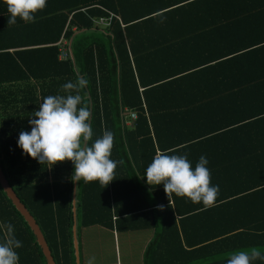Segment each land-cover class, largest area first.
Returning <instances> with one entry per match:
<instances>
[{"label":"trees","instance_id":"16d2710c","mask_svg":"<svg viewBox=\"0 0 264 264\" xmlns=\"http://www.w3.org/2000/svg\"><path fill=\"white\" fill-rule=\"evenodd\" d=\"M47 1L51 9L43 10L35 23L22 20L11 26L0 23V40L14 33H26L30 37L10 44L0 42V166L8 184L39 226L52 261L55 264H76L71 231L73 214L70 210L74 165L71 161L50 167L42 165L24 154L17 141L21 131H31L29 119L34 118L33 112L39 110L42 98L63 94L60 92L61 85L74 81L77 75L89 81L82 93L91 111L93 140L89 143L102 136L104 130L112 131L114 146L110 158L118 162L115 179L106 187L99 181L77 182L78 237L81 228L90 226L109 229L116 226L124 230L154 226L157 237L146 247L143 264H175L173 256H177V264H226L230 253L250 249L245 244L259 239L255 238V232L246 230L250 224H232L224 233L216 235L226 244L224 255L209 256L198 263H181L182 254L195 253L183 244L181 237L186 233L177 227L174 210L183 211L181 201L175 194L169 201L163 184L148 185L144 174L157 152L187 154L195 165L203 156L198 149L232 145L234 133L240 130H264V108L227 130L167 149L153 128L154 115L162 111H156L147 104V96L153 90L149 86L140 90L142 84L162 82L142 79L140 61L153 59L155 44L151 37L154 34L165 35L179 27L164 25L158 30L152 19L157 17L155 20H161L178 13L163 8L138 12L145 0ZM62 1L66 5L60 3ZM101 17L106 19L105 23L98 21ZM42 34L46 38H35ZM61 36L66 40L73 37L70 45L68 41L66 43L65 58H59L61 47L56 44ZM245 50L264 52V40ZM242 75L249 79L238 84L243 87L237 88L240 92L247 86L264 85V73L255 77L247 72ZM250 75L253 77L250 78ZM131 113L136 116L133 120L129 118ZM128 120L132 121L130 126L126 125ZM260 149L247 153L241 159L233 156L208 166L211 184L224 176L236 177L234 174L240 172L242 163H264V148ZM260 189L263 188L228 192L214 205L232 207L233 201L256 194ZM158 205H163V210L158 209ZM261 206L262 211L252 217L259 228L264 227V203ZM194 208L191 210L205 207ZM3 222L14 225L15 236L23 243L21 248L16 249L19 264H46L32 231L0 187V223ZM174 237L177 239L176 247L171 241Z\"/></svg>","mask_w":264,"mask_h":264},{"label":"crops","instance_id":"0c3cea01","mask_svg":"<svg viewBox=\"0 0 264 264\" xmlns=\"http://www.w3.org/2000/svg\"><path fill=\"white\" fill-rule=\"evenodd\" d=\"M60 3L65 4V1ZM48 8L46 5L43 10ZM154 8L178 13L161 20H155L157 17L152 19L158 30L164 25L179 27L165 35L154 34L151 37L155 44L153 59L140 61L142 79L162 82L142 84L140 90L148 86L153 90L147 96V104L156 111H162L154 115L153 128L167 149L227 130L264 108V85L247 86L241 92L237 89L242 87L238 84L249 79L242 75L243 72L253 73L254 77L264 73V52L245 50L264 40V0H145L138 12L146 13ZM42 11L36 17L43 14ZM9 15L5 0H0V23L6 24ZM43 36L35 38H46ZM5 37L0 40L2 44L30 38L26 33ZM71 40L73 37L66 40L61 36L56 44L59 48L66 47L67 41L69 45ZM129 118L133 120L131 116ZM131 122L126 121V125L130 126ZM233 137L232 145L198 149L209 161L207 167L233 156L241 159L247 153L264 148V130H240ZM240 169L234 174L236 177L224 176L212 184L219 185L215 204L231 191L263 189L233 201L232 207L214 205L211 209L191 210L192 207H203V204L179 197L183 211L174 210L177 227L186 233L184 235L182 231L183 244L195 252L182 254L181 263H198L209 256L224 255L226 244L216 235L224 233L232 224H250L246 230L255 232V238L259 239L246 243L245 247L264 251V227L259 228L257 221L252 219L262 211L261 204L264 203V187H260L264 185V163L245 162ZM79 235L81 264H143L144 251L157 237V228L124 230L97 225L81 228ZM86 240H94L93 252L87 249ZM171 241L176 247L177 239L174 237ZM259 261L264 264V261ZM259 261L254 264H259ZM172 262L178 263L177 256H173Z\"/></svg>","mask_w":264,"mask_h":264},{"label":"clouds","instance_id":"9594fccd","mask_svg":"<svg viewBox=\"0 0 264 264\" xmlns=\"http://www.w3.org/2000/svg\"><path fill=\"white\" fill-rule=\"evenodd\" d=\"M10 14L8 25H15L19 18L25 23H35L36 14L42 11L47 0H5ZM89 81L77 75L74 81L61 85L63 94L42 98L38 111L29 119L31 131H21L17 145L27 156L49 167L64 161L74 165L73 182L99 181L106 187L115 178L117 161L112 160L114 133L104 130L102 136L93 140L90 123L91 111L84 93ZM209 161L201 156L193 168L187 154L157 152L147 166L144 177L149 185L163 184L170 201L172 195L185 197L205 208L214 206L219 185L211 184ZM103 187V188H104ZM163 210V205H158ZM23 246L16 238L14 225L0 223V264H19L16 249ZM264 261V252L257 247L230 253L226 264H254ZM91 264V262H89Z\"/></svg>","mask_w":264,"mask_h":264},{"label":"water","instance_id":"95a60500","mask_svg":"<svg viewBox=\"0 0 264 264\" xmlns=\"http://www.w3.org/2000/svg\"><path fill=\"white\" fill-rule=\"evenodd\" d=\"M69 50H70V47H69ZM70 53H71V50H70ZM76 184L77 182H73V194H71V203H70L71 204V209H70L71 214H73V225H71V231H73L75 261H76V264H81L80 241L78 237V226L76 225ZM0 187L2 188L6 197L11 201L16 211L20 214V216L23 218V220L26 222V224L32 231L35 237L36 243L40 247L41 252L45 258V263L55 264L54 261H52V257L50 255L48 245L45 241V238L39 226L37 225L33 216L29 213V211L23 205V203H21L20 199L17 197V195L15 194L11 186L8 184L2 172L1 166H0Z\"/></svg>","mask_w":264,"mask_h":264},{"label":"built area","instance_id":"2783aa9c","mask_svg":"<svg viewBox=\"0 0 264 264\" xmlns=\"http://www.w3.org/2000/svg\"><path fill=\"white\" fill-rule=\"evenodd\" d=\"M98 21L100 23H105L106 19L101 17V18H99ZM66 56H67L66 48L63 46V47H61L60 57L61 58H65ZM130 116H131L132 119L135 118V114L134 113H131Z\"/></svg>","mask_w":264,"mask_h":264},{"label":"rangeland","instance_id":"374dc122","mask_svg":"<svg viewBox=\"0 0 264 264\" xmlns=\"http://www.w3.org/2000/svg\"><path fill=\"white\" fill-rule=\"evenodd\" d=\"M94 244H95L94 240H86L87 249H89L92 252L94 250ZM107 248H109L108 245H107ZM94 262H96V261H94Z\"/></svg>","mask_w":264,"mask_h":264}]
</instances>
